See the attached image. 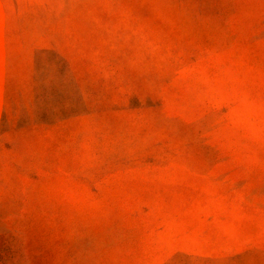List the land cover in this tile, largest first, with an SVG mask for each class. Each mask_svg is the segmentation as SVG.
<instances>
[{
  "label": "rangeland",
  "instance_id": "obj_1",
  "mask_svg": "<svg viewBox=\"0 0 264 264\" xmlns=\"http://www.w3.org/2000/svg\"><path fill=\"white\" fill-rule=\"evenodd\" d=\"M0 264H264V0H0Z\"/></svg>",
  "mask_w": 264,
  "mask_h": 264
}]
</instances>
